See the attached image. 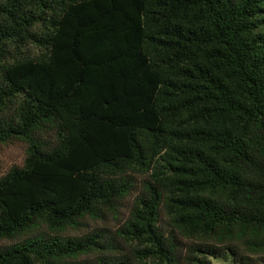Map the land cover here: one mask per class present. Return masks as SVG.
<instances>
[{"label": "trees", "instance_id": "1", "mask_svg": "<svg viewBox=\"0 0 264 264\" xmlns=\"http://www.w3.org/2000/svg\"><path fill=\"white\" fill-rule=\"evenodd\" d=\"M17 143L0 264H264V0H0Z\"/></svg>", "mask_w": 264, "mask_h": 264}, {"label": "rangeland", "instance_id": "2", "mask_svg": "<svg viewBox=\"0 0 264 264\" xmlns=\"http://www.w3.org/2000/svg\"><path fill=\"white\" fill-rule=\"evenodd\" d=\"M25 158V147L22 144H12V145H0V177L3 176L11 167L21 166ZM126 212L123 216L126 217ZM116 223L110 221L107 227L112 228ZM85 227L78 231L68 230L66 235L69 236H81L96 227H101V224L87 221ZM210 264H229L222 260H210Z\"/></svg>", "mask_w": 264, "mask_h": 264}]
</instances>
